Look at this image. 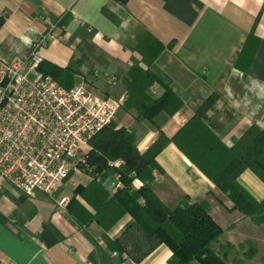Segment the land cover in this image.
Segmentation results:
<instances>
[{
	"label": "crops",
	"instance_id": "0c3cea01",
	"mask_svg": "<svg viewBox=\"0 0 264 264\" xmlns=\"http://www.w3.org/2000/svg\"><path fill=\"white\" fill-rule=\"evenodd\" d=\"M64 14L65 23L58 25ZM0 17L1 58L23 57L34 38L51 32L40 50L43 61L72 68L75 84L104 96L124 98L130 66L145 67L135 50L139 37L147 30L158 38L164 46L149 68L180 97L182 106L172 114L159 110L152 120H137L135 110L121 107L113 122L134 134L140 153L161 145L155 153L160 171L154 170L149 184L160 200L174 207L185 197L206 198L211 216L224 228L218 243L253 240L258 253L246 264H261L260 225L234 209L169 138L213 93L204 120L227 146L249 126L264 127V0H0ZM163 91L161 83L149 87L152 97ZM86 178L82 184L91 177ZM239 181L255 198L264 196V183L250 170ZM103 185L112 194L119 183L109 176ZM132 185L142 182L134 178ZM75 186L72 182L70 191L60 194L58 189L53 195L5 187L0 197V264H118L107 240L119 237L131 216L125 214L108 230L95 222L79 227L58 204ZM123 254L133 264H167L170 250L160 243L138 263Z\"/></svg>",
	"mask_w": 264,
	"mask_h": 264
},
{
	"label": "trees",
	"instance_id": "16d2710c",
	"mask_svg": "<svg viewBox=\"0 0 264 264\" xmlns=\"http://www.w3.org/2000/svg\"><path fill=\"white\" fill-rule=\"evenodd\" d=\"M66 18V14L62 15L58 25H63ZM256 21L257 18L250 37ZM2 22L0 17V26ZM163 46L158 38L145 30L135 47L145 67L131 65L123 80L125 95L121 107L135 110L137 120H152L159 110L172 114L183 104L171 87L163 84L149 68ZM38 69L65 88L75 85V72L68 66L42 61ZM153 83L163 85L164 91L158 97L149 94ZM215 96L216 93L210 95L169 140L226 194L234 209L244 217L264 223V196L255 198L239 181V176L248 169L264 183V127L249 126L232 145L227 146L204 120V112ZM89 144L91 148L85 161L78 165L91 178L85 184H77L65 204L68 214L79 227L95 222L108 230L128 214L132 222L119 237L107 240L111 251L119 255L126 253L138 263L158 244L164 243L170 250L167 264H188L193 260L200 264H226L235 245L228 241L218 243L224 228L211 216L209 201L206 198L190 201L185 197L176 206L168 207L149 186L155 177L154 170L160 171L155 160V153L161 146L159 143L140 153L134 134L111 122L94 135ZM116 159L122 162L117 166L109 163ZM109 176H115L120 183L112 194L103 185ZM134 178H138L142 185L134 187ZM233 226L231 224L228 228ZM247 246L244 253L250 259L256 255V244L248 241ZM239 247L244 250L242 245ZM234 264L242 262L238 259Z\"/></svg>",
	"mask_w": 264,
	"mask_h": 264
},
{
	"label": "built area",
	"instance_id": "2783aa9c",
	"mask_svg": "<svg viewBox=\"0 0 264 264\" xmlns=\"http://www.w3.org/2000/svg\"><path fill=\"white\" fill-rule=\"evenodd\" d=\"M50 36L34 38L21 58L0 57V197L7 185L53 195L70 173L81 172L89 140L114 121L122 105L123 97L100 95L83 84L68 89L40 71V50ZM112 256L118 264H133L125 254Z\"/></svg>",
	"mask_w": 264,
	"mask_h": 264
},
{
	"label": "rangeland",
	"instance_id": "374dc122",
	"mask_svg": "<svg viewBox=\"0 0 264 264\" xmlns=\"http://www.w3.org/2000/svg\"><path fill=\"white\" fill-rule=\"evenodd\" d=\"M109 96H112V95H109ZM112 97H114V96H112ZM115 98H118V99H121V97H115ZM109 162H111V161H109ZM71 175L69 176V177H72L73 175L75 176L74 177V181L72 180V179H70V180H67V181H65V184L63 183V185L59 188V190H58V192L60 193H64L65 191H70L71 190V188H72V182H73V184L74 185H77V184H79V183H83V182H85L86 180H87V178H86V176H88V174H86V173H84L82 170H81V172H76V173H70ZM66 179V178H65ZM62 190V191H61ZM60 193V194H61ZM72 193V192H71ZM225 194V193H224ZM226 195V194H225ZM227 197V196H226ZM228 198V197H227ZM229 199V198H228ZM231 204L233 205V203L231 202ZM251 219V218H250ZM254 221V220H253ZM258 225H260V229H258L259 231H260V233L261 234H263L264 233V223H258ZM262 239V241L264 242V235H262V237H261ZM248 241H253V240H247L246 242H244V243H239V244H237V245H235V247H234V249L232 250V252L227 256V260H226V264H234V260H238V259H240L241 260V262H242V264H246V261H250V260H253V258H255V256L257 255V253H258V250H257V252H256V255L255 256H253V257H251L250 259H248V258H246L245 257V251L247 250V248H248V246H247V242ZM254 242V241H253ZM255 243V242H254ZM256 244V243H255ZM240 245H242L243 246V248H244V250H242V249H240ZM262 245H263V243H262ZM256 249H257V246H256ZM263 253H264V251H263ZM260 254V253H259ZM261 257L262 256H259L258 257V260H260L261 261V264L263 263L264 264V259L262 258V260H261ZM257 261V260H256ZM256 261H253V264L255 263V264H259V263H257ZM200 264V263H199Z\"/></svg>",
	"mask_w": 264,
	"mask_h": 264
}]
</instances>
